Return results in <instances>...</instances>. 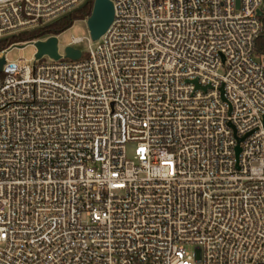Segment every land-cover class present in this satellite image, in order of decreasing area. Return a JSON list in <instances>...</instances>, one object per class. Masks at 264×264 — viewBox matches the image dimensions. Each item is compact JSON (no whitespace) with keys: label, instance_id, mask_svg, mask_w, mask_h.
<instances>
[{"label":"built area","instance_id":"obj_1","mask_svg":"<svg viewBox=\"0 0 264 264\" xmlns=\"http://www.w3.org/2000/svg\"><path fill=\"white\" fill-rule=\"evenodd\" d=\"M85 1L0 0V39ZM109 1L84 58L0 52V264H264V0Z\"/></svg>","mask_w":264,"mask_h":264},{"label":"water","instance_id":"obj_2","mask_svg":"<svg viewBox=\"0 0 264 264\" xmlns=\"http://www.w3.org/2000/svg\"><path fill=\"white\" fill-rule=\"evenodd\" d=\"M91 0H86L81 6L75 8L79 9L86 5ZM239 0H236L238 6ZM72 10V11H74ZM72 11L68 12L70 14ZM258 16H262V12H257ZM113 19V6L109 0H93L92 10L90 15L86 18L85 22L89 30V34L92 40H97L108 28ZM33 45L36 48L35 58L39 59L43 55H48L50 58L57 60L59 55L57 54V36H49L45 41L38 40ZM17 47L22 48V45ZM66 56L69 59L77 60L80 58L81 52L71 47L65 48ZM4 63V58H0V70ZM236 151L239 152V147H236Z\"/></svg>","mask_w":264,"mask_h":264},{"label":"rangeland","instance_id":"obj_3","mask_svg":"<svg viewBox=\"0 0 264 264\" xmlns=\"http://www.w3.org/2000/svg\"><path fill=\"white\" fill-rule=\"evenodd\" d=\"M85 20L86 18L82 20L74 21L73 25L70 28L57 35V45H58V51L60 53L64 52L65 46L71 41L72 37H79L82 38V41L78 44V47L83 50L82 57L83 58L86 57L85 50L88 46L87 39L89 37V30L87 28ZM16 36L18 37L15 39H8L6 41V46L9 45L13 40H18L20 42L9 45V47L4 49V52L1 53V55L5 53V58L7 62L15 61L18 62L19 64H25L31 66L35 59L36 48L33 44H27L32 42V40L25 41L26 38L23 35L21 36L16 35ZM18 45H22L23 47L19 48L17 47ZM20 59L22 61H20ZM42 61H49V59L45 57L42 59ZM133 149L134 146L132 144L127 145L126 148L127 158L132 157Z\"/></svg>","mask_w":264,"mask_h":264},{"label":"trees","instance_id":"obj_4","mask_svg":"<svg viewBox=\"0 0 264 264\" xmlns=\"http://www.w3.org/2000/svg\"><path fill=\"white\" fill-rule=\"evenodd\" d=\"M92 4H93V0L88 2L83 7L72 11L70 14L63 15L49 24H46L34 30L19 33L18 35L20 36L23 35L26 38L25 41L38 39V38H41L47 35L57 36L61 32L70 28L73 25L74 21L87 18L91 13ZM261 20L264 25V15L261 17ZM17 37L18 36L16 35H12V36H7L5 38H1L0 39V52L6 49L7 47H9V45L20 42L18 40H13L9 45L6 46V41L8 39H15ZM256 49L258 53L264 55V30L256 41Z\"/></svg>","mask_w":264,"mask_h":264}]
</instances>
